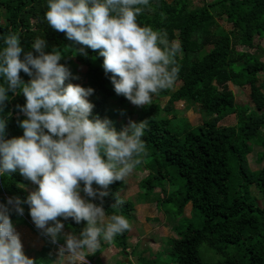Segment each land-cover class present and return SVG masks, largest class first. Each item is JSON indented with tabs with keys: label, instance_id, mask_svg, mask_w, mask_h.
<instances>
[{
	"label": "trees",
	"instance_id": "obj_1",
	"mask_svg": "<svg viewBox=\"0 0 264 264\" xmlns=\"http://www.w3.org/2000/svg\"><path fill=\"white\" fill-rule=\"evenodd\" d=\"M47 5L48 0H0V8L5 14V23L0 22V52L6 47L4 36L13 33L20 37L21 59L28 52L38 56L32 43L38 37L43 38L45 53L56 50L62 54L59 63L71 74L65 80V86L69 83L78 85L81 81V87L94 90L86 97L94 105L89 119H107L111 121L110 127L120 132L127 126L120 114L131 112L129 101L115 93L112 74L105 73L104 58L99 55V50L71 41L65 33L48 25L45 19ZM139 7L144 8L137 16L141 27L166 33L170 42L180 44L175 59L180 68L176 81L181 82V86L174 92L168 88L156 93L159 97L170 96L163 110L158 104L133 109L137 116L135 122L147 120L142 137L146 154L136 167L152 168L163 177H168L163 170L174 169L184 182L178 201L180 208L191 204L192 212H200L205 217L203 227L194 228L188 224L181 228L178 237L171 238L169 260L176 264H264V164L253 170L248 161V155L259 144L263 148L259 153L260 161L264 163V78L261 76L264 61L254 53L239 49V46L254 48L256 36L264 38V0H205L200 7L192 6L191 0H149L148 6ZM221 16L232 24L231 30L213 29L217 17ZM80 48L87 55L76 51ZM20 78L24 83L32 79L22 70ZM229 82L249 86L250 102H237ZM0 86L7 87L2 76ZM17 93H7L9 99L0 111V119L6 121V140L22 137L24 129L19 122L28 118L20 110L26 104V98L19 89ZM178 102L198 105L209 118L193 126L185 118L161 114L162 111H175ZM115 103L120 106V114L113 110ZM231 115H235L236 123L223 125L222 121ZM156 179L159 180V176L150 172L141 181L145 195L162 185V182L156 184ZM31 183L19 170L0 175V205L8 206L11 221L29 225L12 205H8L5 194L26 201L30 194L21 184ZM123 184L124 180L116 181L106 189L108 195L103 198V208L109 217L121 215L128 219L135 209L130 199L120 196ZM252 186L259 190L260 199L253 194ZM83 187L81 182L82 197L99 205L100 200L87 197ZM93 188L105 191L95 183ZM161 197L165 201L173 198L172 194L167 197L164 189ZM117 199L123 203L113 208ZM21 207L31 218L30 206L22 203ZM57 219L63 223L64 230L77 236L87 223L77 224L72 218ZM48 226H53V222L50 221ZM130 233L131 228L113 238L121 252L127 255L130 254ZM41 235L45 237L44 245L37 251L34 264H54L55 261L62 264L59 249L51 238ZM57 241L62 243L58 238ZM105 245L101 239V247L87 256V261L97 262ZM202 245L213 250L220 259L206 262L200 253ZM148 261L157 264L159 258Z\"/></svg>",
	"mask_w": 264,
	"mask_h": 264
},
{
	"label": "clouds",
	"instance_id": "obj_2",
	"mask_svg": "<svg viewBox=\"0 0 264 264\" xmlns=\"http://www.w3.org/2000/svg\"><path fill=\"white\" fill-rule=\"evenodd\" d=\"M148 5L149 0H48L45 19L67 39L99 50L105 73L112 74L115 93L145 107L151 104L152 94L173 86L180 71L175 59L180 44L137 23L144 10L139 6ZM4 44L0 76L7 87L0 86V111L9 99L7 93L19 89L26 98L20 110L28 118L19 122L24 135L8 140L4 139L6 121L0 119V175L19 169L38 185L26 201L9 198L8 205L23 215L21 204L27 203L34 225L53 244L64 228L58 217L72 218L77 224L86 221L79 236L65 235L66 245L59 247L58 256L66 264H88L86 257L98 251L101 239L112 243L117 234L130 230L121 215H112L105 224L103 198L112 183L123 181L141 163L147 120L130 121L117 132L107 119H89L94 105L86 97L94 90L65 86L71 74L59 63L60 52L45 53L46 41L38 37L32 48L39 55L28 52L21 59L18 34L5 35ZM76 51L87 55L83 48ZM21 70L32 77L28 83L21 80ZM81 182L85 195L99 199V205L81 197ZM94 183L105 191L94 189ZM122 203L117 199L112 207ZM9 211L7 205H0V264H34L23 252ZM50 221L53 226H48Z\"/></svg>",
	"mask_w": 264,
	"mask_h": 264
},
{
	"label": "rangeland",
	"instance_id": "obj_3",
	"mask_svg": "<svg viewBox=\"0 0 264 264\" xmlns=\"http://www.w3.org/2000/svg\"><path fill=\"white\" fill-rule=\"evenodd\" d=\"M191 1L192 6L200 7L205 3V0ZM206 1L211 2L213 0ZM4 16V10L0 8V22L2 23H5ZM218 28L231 30L232 24H230L225 17H217L213 29ZM255 45L254 48L239 46V49H241V51L254 53L264 61V38L256 36ZM261 76L264 78V73ZM81 83V81H78L79 86ZM180 86L181 82L175 81L171 87V91H177ZM228 86L234 91L237 102H250L249 86L241 87L234 85L231 82L228 83ZM169 99L170 96L159 97L156 94H152L151 104H158L163 110V107L167 104ZM112 105L113 110L120 114V106L116 105V103ZM128 108L131 109L130 113L125 114V112H122L120 114V119H123L127 125L130 121H136L137 116L133 109L136 108L137 110H141V107L132 105L130 101ZM161 114L168 115L170 118L174 115L178 118H185L193 126L200 125L205 119L209 118L207 114L204 115L202 113L198 105H188L186 102H178L175 111H172L171 113L162 111ZM235 123V115L228 116L222 121L223 125H233ZM262 150V146L256 144L252 153L248 155L251 169L258 170L262 168L264 163L260 161L259 157V153ZM145 162L148 163V161ZM150 172L159 176V180L156 179L155 183L160 184L162 182V185L155 188L152 193L145 195L146 191L142 188L141 181L147 177ZM163 174H167L168 177H163L152 168L145 169L143 166L139 169L135 166L133 171L124 179V184L120 189V196L130 199L135 205V209L127 219L131 226L129 239L130 248L128 249L130 254L127 255L125 252H121V248L117 247L113 241L112 243L105 241L106 245L101 254L97 257L98 261L93 262L92 264H149L148 260L155 259L156 257L159 258L157 264H176L169 260L171 255L169 252L171 238L178 237L181 228H186L188 224H191L194 228L203 227L205 224V217L200 212H192L191 204H188L184 209L180 208L178 201L182 195V184L184 182L172 168L163 170ZM171 182L173 184H171ZM21 186H23L29 194L38 189V185L34 183L21 184ZM162 189L166 192L167 197H169V194H172L173 198L170 201H165L161 197ZM251 190L254 195L259 199L261 198V194L255 186H252ZM109 220L110 217L105 215V224L109 222ZM12 223L16 232L19 233L24 254L27 257L34 259L37 251H39L44 245L45 237L32 228L31 225L20 224L17 220H13ZM69 233V231L63 229L62 232L58 234L57 238L62 242L57 244L58 247L66 245L65 235ZM132 250L135 252H132ZM200 253L206 262H213L220 259V257L206 245L201 246ZM140 257H143L142 260H139ZM61 263L66 264V261L61 259ZM54 264H59V261H55Z\"/></svg>",
	"mask_w": 264,
	"mask_h": 264
},
{
	"label": "built area",
	"instance_id": "obj_4",
	"mask_svg": "<svg viewBox=\"0 0 264 264\" xmlns=\"http://www.w3.org/2000/svg\"><path fill=\"white\" fill-rule=\"evenodd\" d=\"M4 139H5V138H4ZM5 197H6L7 201L9 200V198H14V197H12V196H10V195H8V194H5ZM22 216L27 220V222H28V223H29L34 229H36L38 232H40V233L42 234V231L39 230V229H37L36 226L32 223V219H31V218L27 217L24 213H23ZM48 238H50V237H48ZM50 240H51V239H50ZM58 243H59V242L57 241V243L54 244V245L56 246V248L58 247V246H57ZM57 249H59V247H58ZM88 264H92V263L88 262Z\"/></svg>",
	"mask_w": 264,
	"mask_h": 264
}]
</instances>
